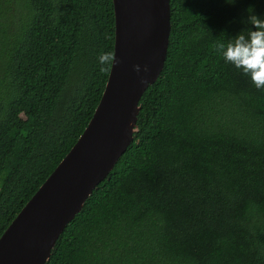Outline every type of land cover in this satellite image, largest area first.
Segmentation results:
<instances>
[{
	"label": "trees",
	"instance_id": "obj_1",
	"mask_svg": "<svg viewBox=\"0 0 264 264\" xmlns=\"http://www.w3.org/2000/svg\"><path fill=\"white\" fill-rule=\"evenodd\" d=\"M249 8L169 0L133 138L44 264H264V89L215 49ZM113 41L112 0H0V234L91 117Z\"/></svg>",
	"mask_w": 264,
	"mask_h": 264
},
{
	"label": "water",
	"instance_id": "obj_2",
	"mask_svg": "<svg viewBox=\"0 0 264 264\" xmlns=\"http://www.w3.org/2000/svg\"><path fill=\"white\" fill-rule=\"evenodd\" d=\"M112 5L118 62L110 66L100 98L75 142L0 234V264H44L66 223L137 129L139 98L157 78L166 55L169 0H112ZM134 65L140 66L139 72Z\"/></svg>",
	"mask_w": 264,
	"mask_h": 264
},
{
	"label": "clouds",
	"instance_id": "obj_3",
	"mask_svg": "<svg viewBox=\"0 0 264 264\" xmlns=\"http://www.w3.org/2000/svg\"><path fill=\"white\" fill-rule=\"evenodd\" d=\"M225 2L232 4L235 0H225ZM246 11L249 13L247 23L252 28L241 31L233 38L226 39V42L216 43L215 49L225 62L231 63L248 76L257 89H264V18L252 14L251 8ZM98 61L102 66H113L118 62L111 51L101 54ZM106 70L104 67L101 68V71ZM134 70L139 72L140 66L134 65ZM144 71H148L147 66ZM144 82V79H141V83Z\"/></svg>",
	"mask_w": 264,
	"mask_h": 264
}]
</instances>
